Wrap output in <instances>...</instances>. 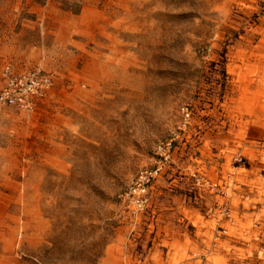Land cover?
<instances>
[{"label": "rangeland", "instance_id": "rangeland-1", "mask_svg": "<svg viewBox=\"0 0 264 264\" xmlns=\"http://www.w3.org/2000/svg\"><path fill=\"white\" fill-rule=\"evenodd\" d=\"M8 65L0 264H264V0H0Z\"/></svg>", "mask_w": 264, "mask_h": 264}, {"label": "built area", "instance_id": "built-area-1", "mask_svg": "<svg viewBox=\"0 0 264 264\" xmlns=\"http://www.w3.org/2000/svg\"><path fill=\"white\" fill-rule=\"evenodd\" d=\"M6 83L0 90V103L14 107L19 110L31 111L38 98L44 97L52 85V77L39 69L18 74L11 70L10 65L5 69ZM185 119L189 118L188 108H183ZM171 141L161 142L157 146L159 157L157 166L141 169L130 187L126 196L132 206V212L136 213L147 203L145 191L148 186L157 178L161 170V163L170 157Z\"/></svg>", "mask_w": 264, "mask_h": 264}]
</instances>
